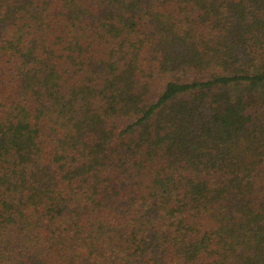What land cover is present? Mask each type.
Masks as SVG:
<instances>
[{
  "label": "trees",
  "instance_id": "trees-1",
  "mask_svg": "<svg viewBox=\"0 0 264 264\" xmlns=\"http://www.w3.org/2000/svg\"><path fill=\"white\" fill-rule=\"evenodd\" d=\"M0 264H264V0H0Z\"/></svg>",
  "mask_w": 264,
  "mask_h": 264
}]
</instances>
